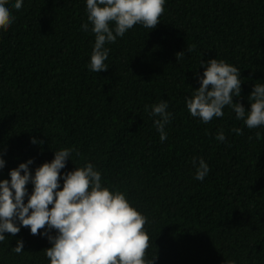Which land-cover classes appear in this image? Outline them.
Listing matches in <instances>:
<instances>
[{
  "label": "trees",
  "instance_id": "trees-1",
  "mask_svg": "<svg viewBox=\"0 0 264 264\" xmlns=\"http://www.w3.org/2000/svg\"><path fill=\"white\" fill-rule=\"evenodd\" d=\"M13 2L15 19L0 29V179L71 147L77 166L93 163L146 217L153 264H264V127L247 128L227 106L203 123L185 106L200 60L216 58L240 69L233 100L249 107L253 84L264 83V0H166L154 28L134 25L106 45L99 73L87 67L85 0H23L19 10ZM161 99L173 114L164 142L145 110ZM197 157L209 165L203 180L194 178ZM74 167L68 159L60 171ZM41 231L5 233L0 264H49ZM17 239L20 254L11 251Z\"/></svg>",
  "mask_w": 264,
  "mask_h": 264
},
{
  "label": "clouds",
  "instance_id": "clouds-1",
  "mask_svg": "<svg viewBox=\"0 0 264 264\" xmlns=\"http://www.w3.org/2000/svg\"><path fill=\"white\" fill-rule=\"evenodd\" d=\"M166 0H85L86 23L81 30L94 35V43L87 67L99 73L108 68L106 46L122 37L134 25L152 29L164 11ZM23 0H14L11 8L19 10ZM15 17L6 0H0V29H7ZM188 53L191 49L187 50ZM185 55L176 53V58ZM204 66L199 86L185 97L188 113L203 123L222 117L225 106L231 108L237 120L254 129L264 127V83H254L248 94L249 107L234 101L240 95V69L223 59L200 60ZM159 133V140L167 138L166 126L173 119L168 102L145 107ZM237 135L240 128L231 129ZM259 137V132L256 133ZM217 141H225L223 130H218ZM32 142L37 143L35 138ZM42 143V142H40ZM73 149L54 150L50 161H44L34 170L31 158L9 169L8 177L0 179V243L5 233L16 234L22 226L31 234L46 236L50 247L44 250L49 264H153L145 258L149 237L144 225L146 217L134 207L126 194L102 183L101 171L91 162L77 166L72 159ZM75 167L67 172L66 161ZM194 178L203 180L209 165L202 157L192 160ZM5 160L0 157V168ZM62 179V186H61ZM31 183L29 193L27 183ZM27 200L25 202V196ZM49 205H51L49 207ZM49 230H55L54 234ZM11 251L20 254L23 241L17 239ZM234 264V262H233Z\"/></svg>",
  "mask_w": 264,
  "mask_h": 264
}]
</instances>
